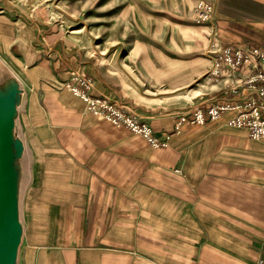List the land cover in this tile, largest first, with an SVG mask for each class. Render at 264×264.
I'll return each mask as SVG.
<instances>
[{
	"label": "crops",
	"instance_id": "1",
	"mask_svg": "<svg viewBox=\"0 0 264 264\" xmlns=\"http://www.w3.org/2000/svg\"><path fill=\"white\" fill-rule=\"evenodd\" d=\"M209 1L213 21L193 30L207 48L264 49V0ZM5 9L0 94L16 90L13 133L22 145L14 161L16 264H256L264 255V143L228 124L233 110L174 127L181 112L223 101L220 88L249 69L225 67L223 81L213 83L205 52L202 68L191 71L190 83L204 77L198 90L183 95L187 81L151 89L125 61L95 56L88 64L80 49L67 61L59 43L35 40L24 16ZM75 68L90 74L93 96H108L155 135H170L168 144L153 147L88 112L65 87Z\"/></svg>",
	"mask_w": 264,
	"mask_h": 264
},
{
	"label": "rangeland",
	"instance_id": "2",
	"mask_svg": "<svg viewBox=\"0 0 264 264\" xmlns=\"http://www.w3.org/2000/svg\"><path fill=\"white\" fill-rule=\"evenodd\" d=\"M197 1L0 0V5L10 14H22L34 28L35 40L59 43V53H65L67 61L79 49L88 64L95 56L119 65L125 61L127 69L132 74L135 69L151 89L189 82L181 90L184 95L198 90L204 81L201 77L190 83L191 71L202 68L208 49L202 32H193L207 29V24L194 19ZM70 70L65 84L72 71L90 76L80 68Z\"/></svg>",
	"mask_w": 264,
	"mask_h": 264
},
{
	"label": "built area",
	"instance_id": "3",
	"mask_svg": "<svg viewBox=\"0 0 264 264\" xmlns=\"http://www.w3.org/2000/svg\"><path fill=\"white\" fill-rule=\"evenodd\" d=\"M214 4L209 0H198L194 8V19L200 24H209L214 19ZM207 53L212 57V64L207 77L213 83L224 79V68L236 72L248 68L249 72L236 80L226 83L220 90L225 94L223 101H214L206 108H195L177 115L174 127L180 129L184 124L201 125L207 119L216 118L227 111L233 110L228 124L243 128L250 138L264 143V49L245 44H225L218 46L211 43ZM75 96L86 103L88 112L111 119L117 124L129 128L134 134L144 137L156 148L168 144V134L157 136L149 124L126 111L108 96H93V80L91 76L73 72L71 79L65 84ZM231 95V96H229ZM264 188V184H263ZM256 264H264V255Z\"/></svg>",
	"mask_w": 264,
	"mask_h": 264
},
{
	"label": "water",
	"instance_id": "4",
	"mask_svg": "<svg viewBox=\"0 0 264 264\" xmlns=\"http://www.w3.org/2000/svg\"><path fill=\"white\" fill-rule=\"evenodd\" d=\"M16 104L15 88L0 94V264H16L22 237L14 166L22 152L21 142L13 133Z\"/></svg>",
	"mask_w": 264,
	"mask_h": 264
}]
</instances>
